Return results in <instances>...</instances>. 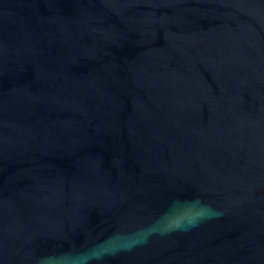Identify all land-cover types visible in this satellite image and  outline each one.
Listing matches in <instances>:
<instances>
[{
	"label": "water",
	"instance_id": "water-1",
	"mask_svg": "<svg viewBox=\"0 0 264 264\" xmlns=\"http://www.w3.org/2000/svg\"><path fill=\"white\" fill-rule=\"evenodd\" d=\"M0 264H264V0H0Z\"/></svg>",
	"mask_w": 264,
	"mask_h": 264
}]
</instances>
